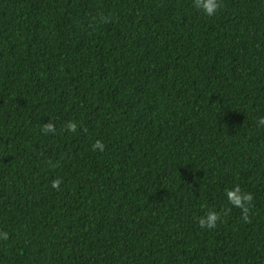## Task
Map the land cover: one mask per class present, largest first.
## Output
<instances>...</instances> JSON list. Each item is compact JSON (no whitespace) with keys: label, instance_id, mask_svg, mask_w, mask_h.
<instances>
[{"label":"trees","instance_id":"trees-1","mask_svg":"<svg viewBox=\"0 0 264 264\" xmlns=\"http://www.w3.org/2000/svg\"><path fill=\"white\" fill-rule=\"evenodd\" d=\"M262 117L264 0H0V264H264Z\"/></svg>","mask_w":264,"mask_h":264},{"label":"clouds","instance_id":"clouds-1","mask_svg":"<svg viewBox=\"0 0 264 264\" xmlns=\"http://www.w3.org/2000/svg\"><path fill=\"white\" fill-rule=\"evenodd\" d=\"M194 6L199 8L205 16H212L216 13L219 7V0H193ZM259 123L264 125V117L260 118ZM68 129L74 130L76 125L71 121L67 124ZM46 130L51 131L52 126L46 125ZM59 184V180H54L52 182V187H56ZM225 197L228 202L239 208L241 210L242 219H247L248 207L250 206L248 202L251 200V194L247 192H242L238 186H235L231 189L225 190ZM219 214L216 212H208L206 216H202L198 219V224L201 228L208 227L212 228L215 226L216 221L218 220ZM6 232H0V239H7Z\"/></svg>","mask_w":264,"mask_h":264}]
</instances>
